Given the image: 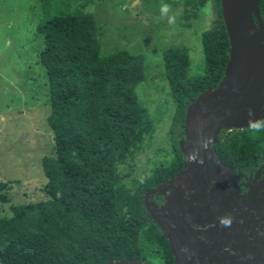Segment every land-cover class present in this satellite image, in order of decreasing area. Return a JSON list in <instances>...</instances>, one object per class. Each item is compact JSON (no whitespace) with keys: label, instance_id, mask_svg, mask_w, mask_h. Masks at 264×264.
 I'll return each mask as SVG.
<instances>
[{"label":"trees","instance_id":"16d2710c","mask_svg":"<svg viewBox=\"0 0 264 264\" xmlns=\"http://www.w3.org/2000/svg\"><path fill=\"white\" fill-rule=\"evenodd\" d=\"M38 2L35 31L42 41L38 59L45 70L53 144L52 153L41 158L48 187L43 200L10 203L7 190L14 180L0 181V204L10 203V213L0 214V264L150 259L173 264L169 241L144 196L182 169L184 156L177 145L184 138L188 106L223 79L229 39L220 0H180L184 28L207 3L214 10L215 20L201 34L203 72L191 75L185 44L161 47L173 110L166 147L158 149L169 157L129 182L136 154L154 132L152 115L137 92L148 75V58L125 48H102L104 29L87 10L92 0ZM258 8L264 26V0ZM213 148L224 167L251 173L264 162V132L248 127L221 131ZM150 198L158 206L166 203L158 192Z\"/></svg>","mask_w":264,"mask_h":264},{"label":"rangeland","instance_id":"374dc122","mask_svg":"<svg viewBox=\"0 0 264 264\" xmlns=\"http://www.w3.org/2000/svg\"><path fill=\"white\" fill-rule=\"evenodd\" d=\"M157 1L92 0L87 7L104 29L101 37L104 50L125 48L143 53L149 60L148 75L137 87V92L152 115L154 132L136 154L130 176L126 178L128 182L140 173L147 174L148 168L158 166V162L169 157L165 150L158 149L166 147V133L173 110L168 83L162 74L161 47L185 44L190 56V73L199 75L203 72L201 34L215 20L214 10L209 2L199 10L196 19L190 21V27L184 28L180 18V0L166 3L168 13L163 15L158 11L161 5ZM169 15L174 17L172 24L168 23ZM39 18L38 0H0V181L14 180L7 190L11 196L10 203L43 200L48 187L41 158L52 153L53 144L46 121L50 108L45 70L38 59L42 41L35 26ZM228 130L231 129L221 131ZM210 146H213V142L209 141L207 147ZM177 149L184 156L183 167L189 163H193L194 167L185 177L169 178L159 186L166 187L171 182L173 187H181L185 191H191L188 194H195L201 184L206 185L205 179L211 175L201 170L200 165L204 161L193 157L185 138L179 139ZM199 156L207 155L201 153ZM215 156L214 151V155L206 158L213 163L215 169L224 170L226 167H219L214 160ZM229 172L233 173L232 170ZM200 180L203 181L201 184ZM171 190L172 188L167 187L164 191L157 192L169 197ZM194 199L189 195L186 202L188 208H194ZM153 202L151 198L148 199L149 208L170 225L181 228L186 224L193 231L199 226L198 219L193 221L188 217H178L174 220L173 215L178 213L162 212ZM10 203L0 204V214L10 213ZM197 238L198 235H195L191 243L182 240L171 246L173 264H222L220 261L228 254V247L218 239L212 244L214 260L204 258L201 253L200 257L189 254V251L206 247L197 243ZM105 264L129 263L125 260H110ZM136 264H160V260L150 259Z\"/></svg>","mask_w":264,"mask_h":264},{"label":"water","instance_id":"95a60500","mask_svg":"<svg viewBox=\"0 0 264 264\" xmlns=\"http://www.w3.org/2000/svg\"><path fill=\"white\" fill-rule=\"evenodd\" d=\"M258 1L220 0L221 17L229 39V57L224 76L215 88L199 94L188 106L185 115L183 130L185 142L189 144V152L194 158L204 161L200 168L210 175L212 171L221 170L215 169L213 163L208 162L206 157L214 155V148L207 147V143H214L222 129L245 128L248 127L250 117L255 119L264 116V26ZM201 153L207 156H199ZM214 160L219 167H224L216 156ZM193 167V163L185 165L175 177H185ZM167 187L172 188V191L169 197H165L166 203L162 206L153 203L161 208L162 212H180L181 215H173L174 220L178 216L183 218V189L173 187L171 182L166 187L159 186L146 191L144 203L171 247L183 239L190 241L188 234L197 230L170 225L161 215L155 214L149 208L148 195L162 192Z\"/></svg>","mask_w":264,"mask_h":264},{"label":"flooded vegetation","instance_id":"af4514ba","mask_svg":"<svg viewBox=\"0 0 264 264\" xmlns=\"http://www.w3.org/2000/svg\"><path fill=\"white\" fill-rule=\"evenodd\" d=\"M205 181L206 185L199 181L201 185L195 194L183 190V218L199 220L197 231L188 234L190 241L183 240L191 243L198 235L197 243L206 246L189 254L200 257L201 253L214 260L212 244L218 239L228 247V254L220 263L264 264V162L247 174L231 167L212 171ZM189 195L195 198L194 208L186 205ZM224 220L228 223H222ZM186 228L190 227L185 224L183 229Z\"/></svg>","mask_w":264,"mask_h":264},{"label":"clouds","instance_id":"9594fccd","mask_svg":"<svg viewBox=\"0 0 264 264\" xmlns=\"http://www.w3.org/2000/svg\"><path fill=\"white\" fill-rule=\"evenodd\" d=\"M160 12L162 15L168 13V5H166V4L161 5ZM168 23L169 24L174 23V17L173 16L169 15ZM248 128L251 131L256 132V133L264 132V118L251 119V117H250V122L248 124ZM222 223L227 224L228 221L224 220V221H222Z\"/></svg>","mask_w":264,"mask_h":264}]
</instances>
